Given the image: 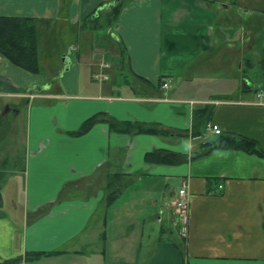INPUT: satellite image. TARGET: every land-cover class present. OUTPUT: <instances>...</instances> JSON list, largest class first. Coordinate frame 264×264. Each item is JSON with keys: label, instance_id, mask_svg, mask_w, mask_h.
<instances>
[{"label": "crops", "instance_id": "0c3cea01", "mask_svg": "<svg viewBox=\"0 0 264 264\" xmlns=\"http://www.w3.org/2000/svg\"><path fill=\"white\" fill-rule=\"evenodd\" d=\"M114 2L0 0V16L40 21L39 73L0 55V263L264 264V0H123L106 24L118 50L85 42ZM61 24L74 37L51 42ZM232 135L263 155L209 150Z\"/></svg>", "mask_w": 264, "mask_h": 264}, {"label": "trees", "instance_id": "16d2710c", "mask_svg": "<svg viewBox=\"0 0 264 264\" xmlns=\"http://www.w3.org/2000/svg\"><path fill=\"white\" fill-rule=\"evenodd\" d=\"M122 1L123 0H115L114 4L110 8V14L112 13L111 18L107 22L117 16L120 7L123 3ZM39 22L40 21L36 18L0 16V55L10 60L16 66L31 73L40 72V52L38 34ZM102 26L103 24L98 27ZM96 121V119H90L86 121L81 131L78 132L77 135H81L87 132ZM110 123L113 129H115L116 131H143V127L139 125L121 124L114 120H111ZM199 133L200 128L197 126L195 134ZM215 147L243 149L251 154L263 155V152L259 149L258 143L256 141L233 135L225 137L224 139H220L209 150ZM154 157L157 158V154L150 155L149 159H152ZM158 160L159 162H165L164 158H160ZM41 256V253H34L29 254L25 259L17 258L5 260L0 264H25L26 261L37 260Z\"/></svg>", "mask_w": 264, "mask_h": 264}, {"label": "rangeland", "instance_id": "374dc122", "mask_svg": "<svg viewBox=\"0 0 264 264\" xmlns=\"http://www.w3.org/2000/svg\"><path fill=\"white\" fill-rule=\"evenodd\" d=\"M214 1L217 2L218 0H214ZM99 14H100V16H98L96 18L94 16H92L86 22V27L92 28L93 24H95V25L96 24L97 25H102L103 24V26L101 28H99L98 31L93 32V34L92 33H90V34L88 33L86 35L85 34H82V36H81L82 39L85 42L90 41V43H91V39L90 38H91V36H93L92 37V42L95 45H100L99 47H103L104 49H105V47H109L110 46L111 48H115V50L116 49L118 50V47L111 40V37H110L111 36L110 35V32H109L110 25L109 24L106 25L108 23L107 21L111 18L112 13L110 14V11L105 10V11H103V13H99ZM60 26H61V30L58 29L57 32H56L55 30L52 29V31H50V33H49L48 36H50V41L51 42H53L54 41V38L56 37L57 40H59L62 44H64V43L70 41V39H72L74 37L75 33H73L72 27L65 28V25L64 24H61ZM52 37H54V38H52ZM88 38H89V40H88ZM95 48H96V46H95ZM67 51H68V49L63 50L62 51V55L63 54L65 55ZM61 66L62 67H60L59 69H55V76L60 75L61 71L65 67V64H62ZM66 68H65V71H66ZM96 72L98 74H100V73L109 74L110 75V78H111V80L109 82L108 81L107 82L106 81L103 82L102 80H99L96 84H99L100 82L101 83L103 82L102 84H105V85H109L110 83L111 84H114L115 82H118V81L120 82V78L122 77L120 74L116 73V71H114V70H112V71H110V70H102L99 67L97 68ZM90 73H91L90 70H81V72H80V74H81V76H82L83 79L89 78ZM83 79H82L83 82L87 81V79L86 80H83ZM127 80H128V78H127ZM129 80L132 82L134 80V78L131 75H129ZM90 81L92 82L91 79H90ZM257 85H259V84H257ZM36 91H38V90H36ZM36 91L34 89L32 91V93L33 94H36ZM0 101L3 102L4 99H2ZM20 118L21 117H17V119H16V117L14 116V114L13 113H10L4 119L5 125H3V126H5L6 128H8L9 125H15L18 122L20 123V121H21ZM5 132H7V129H1L0 130V136H2ZM208 133L210 134L209 131H208ZM4 147H5V140L2 138V139H0V153L6 154V152L3 151L6 148V147L5 148ZM11 149H13V148L11 147ZM10 151L11 150H9L8 153H10ZM15 154H16V159L15 160L16 161H19V159L21 157V152L17 153V150H16L15 151ZM18 164H20V162ZM174 241L180 247L182 245H185V239H184V237H179L178 240L175 239Z\"/></svg>", "mask_w": 264, "mask_h": 264}, {"label": "built area", "instance_id": "2783aa9c", "mask_svg": "<svg viewBox=\"0 0 264 264\" xmlns=\"http://www.w3.org/2000/svg\"><path fill=\"white\" fill-rule=\"evenodd\" d=\"M105 80H108V78H105ZM170 84H171V82L169 80H166L163 82L162 87L164 89H168L170 87ZM208 130H209V132H211L212 134L217 135V136L222 134V130H221L220 126L218 124H215V123L209 124ZM187 195H188L187 188L184 184L183 187L178 191L177 197L174 201L175 211L182 216L179 223H182V221H185V214L189 208L190 202L187 198Z\"/></svg>", "mask_w": 264, "mask_h": 264}, {"label": "water", "instance_id": "95a60500", "mask_svg": "<svg viewBox=\"0 0 264 264\" xmlns=\"http://www.w3.org/2000/svg\"><path fill=\"white\" fill-rule=\"evenodd\" d=\"M67 58H68V65H67L66 71H68L70 69V58L69 57H67Z\"/></svg>", "mask_w": 264, "mask_h": 264}]
</instances>
